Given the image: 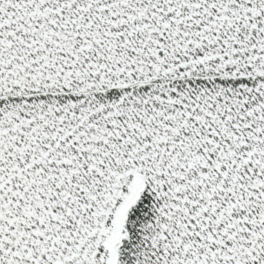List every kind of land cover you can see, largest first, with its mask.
<instances>
[{"label":"snow or ice","instance_id":"1","mask_svg":"<svg viewBox=\"0 0 264 264\" xmlns=\"http://www.w3.org/2000/svg\"><path fill=\"white\" fill-rule=\"evenodd\" d=\"M0 264H264V0H0Z\"/></svg>","mask_w":264,"mask_h":264}]
</instances>
